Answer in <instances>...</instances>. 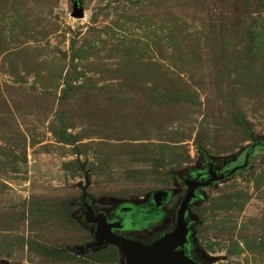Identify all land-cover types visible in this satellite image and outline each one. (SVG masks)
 Segmentation results:
<instances>
[{
    "label": "rangeland",
    "instance_id": "1",
    "mask_svg": "<svg viewBox=\"0 0 264 264\" xmlns=\"http://www.w3.org/2000/svg\"><path fill=\"white\" fill-rule=\"evenodd\" d=\"M78 3L79 19L72 0H0V95L19 103H0V264H123L116 248L104 260L100 249L73 248L93 242L76 217L82 193L106 211L168 189V210L183 195L178 179L203 160L227 174L247 155L246 168L204 188L192 204L191 217L201 223L192 225L193 239L201 264H264V0ZM163 73L189 85L197 109L156 108L161 90L149 89ZM66 76L84 90L126 93L120 104L99 95L87 106L85 91H72L63 113L77 114L67 121V132L79 137L74 145L52 134L57 105L46 106L59 101ZM24 93L43 99L29 107L20 101ZM233 104L251 139L233 124ZM170 115L178 116L165 123ZM123 135L149 143L148 152L115 147ZM227 195L236 203L247 196L242 210L203 212ZM141 218L136 227L148 224ZM244 239L262 246L244 250Z\"/></svg>",
    "mask_w": 264,
    "mask_h": 264
},
{
    "label": "trees",
    "instance_id": "2",
    "mask_svg": "<svg viewBox=\"0 0 264 264\" xmlns=\"http://www.w3.org/2000/svg\"><path fill=\"white\" fill-rule=\"evenodd\" d=\"M120 70V69H117ZM113 72H116L113 70ZM162 77H158V80H154L152 82L151 88L149 89L150 92H155V91H159L161 90V93L159 94V96L162 99V103L161 106L156 107L158 110L164 111L163 108L165 107H176L177 109L175 110V114H179V113H188V112H193V108L200 105V103L198 102L197 99V95L195 92H193L189 85L181 80L178 77H171L168 76L167 74L163 73ZM157 82H159V85H157ZM143 87V85H141ZM144 88V87H143ZM159 90H156V89ZM75 90H79V91H85L82 94V99L83 101H81V103H84V105L87 103L89 106L90 102L93 100V98L98 97L99 95L104 96L107 100L110 101V103H122L124 101V99L126 98V93L124 92L123 94L116 92L115 90H106L105 88H99L96 91H88V90H84L83 87H74L71 83V78L69 76H66L65 79V86L62 88L61 90V96L58 102H56V99L53 98H49L46 106L47 108H53L55 105H57V110L55 112L56 116H55V120L54 123L52 124V134L54 136H56L58 138V140L60 142L63 143H67L70 145H74L79 141V137L76 135H71L70 133L67 132L68 128H71L72 125H69V123H67L68 120H73V118H76V112H74L71 116L66 117L63 113V107L67 104L70 105V103L68 102L69 96L71 95L72 91ZM128 93V92H127ZM23 100H20L21 102H25V104L29 107H36L39 106V103H41L43 97L41 95H34V94H23ZM145 103V101L142 99V97L139 98V103ZM8 102L11 103L12 106L17 107V105H19L18 101L16 99H14L13 95H9L8 98L4 97L3 95H0V103L4 104V105H8ZM85 106V107H87ZM179 106V107H178ZM156 110V109H155ZM209 110H207L208 112ZM85 114V113H84ZM174 114V113H173ZM231 114V118H232V122L233 124L242 132V134L251 139L252 138V133H251V129H250V123L244 118V116L242 115L241 111L239 110V108L233 104L232 105V113ZM178 115H170L168 117V119H164L165 123L167 121L171 120H175ZM206 117L209 116V113H207V115H205ZM212 118V115H211ZM164 121L163 122H159L158 124L155 125V130L159 131L163 128L164 126ZM119 128V127H118ZM200 134L198 135L197 139H203V136L201 135L202 132V128L200 129ZM130 137H127L126 135H123L122 137H120V139H117V141L119 143H116V145L119 144V146L115 147H119V148H126V151L129 152L130 154H137L138 153H145L148 152L150 145L149 143L146 142H141V143H136L135 139H129ZM141 140H145V139H141ZM81 145V144H79ZM82 146V145H81ZM114 146V145H113ZM78 147V145H77ZM77 147L75 148V153L78 154L79 150L77 149ZM130 149V150H128ZM252 148L249 149V151H251ZM206 160V159H205ZM160 189H153L150 190L148 194L157 191ZM81 196H87L85 193H82ZM237 196H231V195H227V196H220L217 198L212 199V204L210 205L209 209H205L203 212H214L216 210H224V209H230L233 208L234 206H236L235 208L238 210H242L243 205H244V201L247 200V196L243 195L242 201L239 203L234 202V199H236ZM240 199V198H239ZM238 199V200H239ZM206 215V214H205ZM211 216H215V215H211ZM195 223L197 225H200L199 222L195 221ZM108 247L104 250H102L103 248H101V252L99 253L98 258L101 260H104L105 258H109L110 256L114 257L115 253H114V249L116 247L111 246V245H107ZM243 249L244 250H248V251H253L255 249H259L262 246V242L260 241H256V239H251V240H247L244 239L243 241ZM77 247H82V246H75L73 247L74 249H76ZM235 249L233 250V252L235 253H239L241 251L240 248H238V245L235 243ZM117 249V248H116ZM118 251V249H117ZM84 252V251H83ZM53 255H55L54 252H52ZM55 258V256H52Z\"/></svg>",
    "mask_w": 264,
    "mask_h": 264
},
{
    "label": "water",
    "instance_id": "3",
    "mask_svg": "<svg viewBox=\"0 0 264 264\" xmlns=\"http://www.w3.org/2000/svg\"><path fill=\"white\" fill-rule=\"evenodd\" d=\"M73 2V18H82L83 10L81 9L78 0ZM248 157V156H247ZM242 166L233 168L224 176H211L206 182L199 180H186L184 183L187 187L186 194L177 210L175 228L170 233L164 235L161 239L151 242L150 244H143L140 241L126 238L117 235L113 230L120 229V221H107L106 215L99 212L94 215V210L90 203L85 202L82 196L83 211L81 212L82 220L85 225H93L94 230L92 237L94 241L86 244L83 247H77L76 250H99L107 245L114 246L118 249L123 264H198L191 253V240L194 234L192 225L193 220L185 219V214L189 209L192 201L196 199V190L198 188H206L213 183L220 182L227 177H230L238 170H243L247 167L248 158ZM208 174V172H206ZM167 191H155L151 198L154 204L158 205V199L162 195H167ZM195 222V221H193ZM188 243V250L186 244ZM188 252V253H187ZM200 263H202L200 261Z\"/></svg>",
    "mask_w": 264,
    "mask_h": 264
},
{
    "label": "flooded vegetation",
    "instance_id": "4",
    "mask_svg": "<svg viewBox=\"0 0 264 264\" xmlns=\"http://www.w3.org/2000/svg\"><path fill=\"white\" fill-rule=\"evenodd\" d=\"M216 167H217L216 161L206 159L201 162L200 169L191 170L187 174L183 175V177L181 176L178 179V181L180 180V184L183 187V195L180 196L177 200H175V202L172 204V206L168 210H165V207L166 205L170 204L169 200L171 199L172 194H173V191L168 190V189L157 190V191H167L168 192L167 195H162L161 199H158V205L154 204L152 201L151 195L153 192L146 195V198L143 202L134 203V201L132 200H129V201L123 200V201L114 203L106 211L94 207L91 204V199H89V197L85 196L84 199H85V202L90 203L92 205V208L94 210V215H96L99 212H103L106 215L107 221L109 222L120 221L121 228L113 230L117 235L140 241L143 244H150L153 241L161 239L164 235L170 233L175 228L177 210L187 191V187L184 182L186 180H193V179L199 180L200 182H206L207 180H209L211 176H215V174L216 176H224L225 172L220 170L219 166L217 168ZM215 170L217 173H215ZM206 172H208V174H206ZM228 178L229 177L225 179H228ZM213 185L209 187H212ZM209 187H206V188H209ZM202 190H204V188H198L196 190L197 197L196 199L192 201L191 205L189 206V209L187 210L185 214V219L187 221L188 219H190V221L192 219L191 214H190V208L192 204H194V202H196L197 200L201 198ZM81 200H82V196L76 202L81 207L80 211L76 213V217L80 221V223L86 229L89 230L92 236V233L94 230L93 225H85L82 220L83 218H82L81 212L83 211L84 207H83V202ZM141 216H142L141 219H145L146 221L148 220V224L144 226L143 228L136 227L137 220ZM193 221L190 223L191 225L195 224V222ZM130 225L132 226V228H128V226ZM190 244H191V253L193 257L199 261L198 264H201L200 263V261L202 262L201 255L198 252L197 247L195 246L193 237H192ZM186 248L188 250V243L186 244Z\"/></svg>",
    "mask_w": 264,
    "mask_h": 264
}]
</instances>
